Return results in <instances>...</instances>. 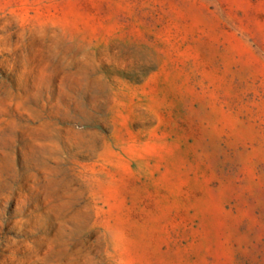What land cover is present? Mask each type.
Returning <instances> with one entry per match:
<instances>
[{"label":"rangeland","instance_id":"374dc122","mask_svg":"<svg viewBox=\"0 0 264 264\" xmlns=\"http://www.w3.org/2000/svg\"><path fill=\"white\" fill-rule=\"evenodd\" d=\"M0 264H264V0H0Z\"/></svg>","mask_w":264,"mask_h":264}]
</instances>
